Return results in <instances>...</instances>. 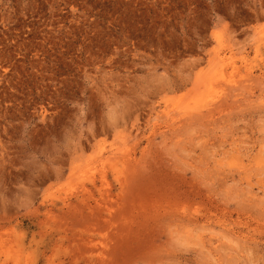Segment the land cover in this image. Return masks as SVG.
I'll return each mask as SVG.
<instances>
[{
  "label": "rangeland",
  "instance_id": "374dc122",
  "mask_svg": "<svg viewBox=\"0 0 264 264\" xmlns=\"http://www.w3.org/2000/svg\"><path fill=\"white\" fill-rule=\"evenodd\" d=\"M0 264H264V0H0Z\"/></svg>",
  "mask_w": 264,
  "mask_h": 264
}]
</instances>
